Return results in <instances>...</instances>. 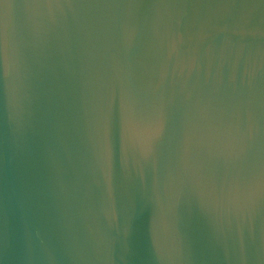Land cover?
Returning a JSON list of instances; mask_svg holds the SVG:
<instances>
[{
    "label": "water",
    "instance_id": "obj_1",
    "mask_svg": "<svg viewBox=\"0 0 264 264\" xmlns=\"http://www.w3.org/2000/svg\"><path fill=\"white\" fill-rule=\"evenodd\" d=\"M0 264H264V0H0Z\"/></svg>",
    "mask_w": 264,
    "mask_h": 264
}]
</instances>
